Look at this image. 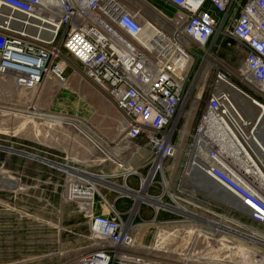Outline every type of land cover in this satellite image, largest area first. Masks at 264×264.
<instances>
[{
	"label": "built area",
	"instance_id": "2783aa9c",
	"mask_svg": "<svg viewBox=\"0 0 264 264\" xmlns=\"http://www.w3.org/2000/svg\"><path fill=\"white\" fill-rule=\"evenodd\" d=\"M161 1L174 12L168 15L154 9L159 18L155 23L118 0H0V76L10 77L14 88L34 93L49 77L64 88L65 52L78 65L73 71L78 79L116 112L120 128L116 142L123 144L121 151L137 150L141 141L148 152L142 177L122 152L102 149L111 142L96 141L88 123L71 116L77 130L86 131L89 142L102 153L101 159L121 170L122 180L138 175L140 190L125 187L129 192L141 191L145 182V199L137 202L132 196L126 219L108 203L107 214L94 213L95 196L106 204L95 184L83 169L63 165L69 170L60 169L59 200L86 221V238L95 246L60 264H196L186 258L166 261L134 250L132 219L138 205L152 206L149 201L158 198L164 206H152L155 213L158 208L171 212L174 206L161 201L164 194L176 204L178 197L168 193L161 173L166 160L174 159L179 150H184L186 166L193 164L197 173L221 184L243 214L264 226V167L259 156L264 148L253 135L260 114L250 108L242 110L240 105L242 98L252 107H264V0ZM219 38L244 54L233 80L211 46L205 47ZM209 72L213 75L207 83ZM191 118H196L194 132L182 148ZM260 139L263 142L264 136ZM229 149L235 150V158ZM193 151L201 157L191 160ZM153 185L161 187L159 195L146 192ZM152 221L161 229L184 220L156 221L153 217ZM250 233L259 241L254 246L264 250V234ZM256 252L251 246L243 248L240 259L252 254L260 259L262 255Z\"/></svg>",
	"mask_w": 264,
	"mask_h": 264
},
{
	"label": "rangeland",
	"instance_id": "374dc122",
	"mask_svg": "<svg viewBox=\"0 0 264 264\" xmlns=\"http://www.w3.org/2000/svg\"><path fill=\"white\" fill-rule=\"evenodd\" d=\"M118 1L151 21L158 18L154 9L171 15V12L166 10L158 0ZM153 22L158 23V19ZM211 42L205 47L211 46L222 64L230 71L233 80V74L243 59V52H236L235 47L231 49L225 46L220 38ZM63 57L66 60L64 74L67 79L64 88L60 87L53 78H47L41 89L34 93L14 88L10 77L0 76V160H38L26 156L34 155L73 167L100 160L103 158L102 153L89 142L87 137L75 130L76 127L73 128L67 124L74 125L71 120L73 116H79L88 123L92 128L90 133L95 136L96 141L99 138L101 141L108 139L113 146L118 140L120 128L116 112L110 109L112 121L107 122V102L74 74L73 71L78 69L77 63L65 52ZM212 75V72H209L206 77L207 83H210ZM46 86L44 92L43 89ZM244 101L243 106L248 110L249 103L245 101L247 105ZM31 113H55L62 117L65 123L30 121ZM195 124L196 118L193 120L191 118L185 128L182 148L191 142ZM83 133L89 136L86 131ZM102 149L106 151L109 147L103 144ZM193 155L194 151L191 157ZM186 158L184 150H179L174 159L166 160L165 166L174 165L165 171V177L163 175L168 193L178 197L176 204L169 203L179 212L171 209V217L168 219L184 221L170 228L161 229L155 221H152L153 218L147 223L138 221L132 231L136 244L135 252L166 261H178L191 257L196 264H248L244 262L245 258L240 259L237 247L248 249L251 246L253 252L259 251L262 255V259L259 260H263L262 264H264V250L236 234L237 231L246 234H251L252 231L264 234V226L252 221L232 203L219 200L200 188L197 189L191 183L189 168L187 169L184 163ZM55 166L60 169L59 165ZM156 180L159 181L157 177ZM10 181L9 178H0V187L4 189L3 192L25 193L24 189H7L5 184ZM10 200L9 203L0 202L6 208L0 213L4 223L0 224V264H60L73 259L78 253L92 250L95 246L86 238L88 230L81 215L69 213L64 216L56 214L50 216L51 218H41L34 216L30 210L16 209L12 205V203L27 204L28 200L24 198L17 200L15 196ZM161 201L167 202L164 199ZM126 204L128 205V202ZM65 207L71 208L70 205ZM148 210L150 209L147 206L141 205L140 213L146 218H148ZM151 211L153 212L152 209ZM184 211L189 214L185 215ZM191 215L197 218H192ZM77 216L80 218L78 219ZM165 216L169 215L162 212L159 214V218ZM224 221L225 225L234 232L210 236L209 233L215 232L216 226ZM40 227L46 228L42 234L48 235L42 241L35 237L40 234L41 230H38ZM234 243L236 248H233ZM254 254L257 255V252Z\"/></svg>",
	"mask_w": 264,
	"mask_h": 264
},
{
	"label": "crops",
	"instance_id": "0c3cea01",
	"mask_svg": "<svg viewBox=\"0 0 264 264\" xmlns=\"http://www.w3.org/2000/svg\"><path fill=\"white\" fill-rule=\"evenodd\" d=\"M166 10L169 12H174V9L166 6L161 0H158ZM156 14V12H155ZM157 15V14H156ZM159 19V18H157ZM157 19H153L152 21H157ZM47 86L43 89L46 91ZM111 106L107 103V122L112 121L111 115ZM108 140V139H106ZM107 142V141H106ZM121 142L115 143L113 146L109 145V150L112 152H122L121 156L125 159H128L129 165L136 170V172L140 176H145L146 174V166L145 159L148 157L147 150L142 146V142L138 141L137 144L139 148L137 150L128 149L121 151ZM107 147V143H105ZM57 162V161H56ZM174 165V164H172ZM170 165V166H172ZM169 165L165 166L162 169V175L165 177V171L169 169ZM79 168L83 169L86 173L85 176L89 181L95 184L97 188V192L99 195L105 200L106 204H101V200L99 196H95V203L93 205L94 213H102L107 214V203L112 205L113 208L119 213V215L126 219L128 216L130 207L133 203V199L131 197H127L123 195V191L125 187L130 188L132 190L139 189V177L137 174L131 175L127 177L125 180H122L120 175L121 170L117 168L113 163L107 160H98L96 162H92L90 164H84ZM189 167L187 166V169ZM69 170L66 166H62V170ZM189 171V170H188ZM71 172V171H70ZM11 177H7V176ZM100 175V176H99ZM0 178L11 179V183H6L5 187L10 190H23L24 194H9L5 193L0 187V202L9 203L12 197H16L17 200L19 198H24V200H28L27 204L21 203H12L13 207L21 210H30L34 216H38L41 218H51L50 216H64L67 214H72V206L70 204H65L59 200L58 192L60 186L63 181L62 171L54 166L51 162H45L40 160H29V161H13V160H0ZM158 179L160 177L158 176ZM23 181L29 182L28 184L22 183ZM13 186V187H12ZM146 192L150 195H159L160 188L158 185L149 186L146 189ZM171 197V196H170ZM162 199L167 201L166 203H172L170 198L167 195H163ZM128 202V205L126 204ZM159 201V200H158ZM11 205V204H10ZM70 205L71 208L68 209L65 206ZM141 205L147 206L150 210H148V218L144 217L140 213ZM164 206V205H161ZM161 206H153V207H161ZM151 205L147 204H139L137 207V211L134 213L132 224H137L138 221H149L151 218H155V220H164L171 217V213L161 208L157 209L155 213L154 208ZM179 207V206H178ZM175 207H171L172 210ZM2 209H6L3 206V203H0V213L3 211ZM153 210V212L151 211ZM168 214V217H160V213ZM179 212V211H178ZM155 215V216H154ZM79 219L80 217L77 216ZM84 220V219H83ZM87 227V223L83 221ZM0 224L3 223V218L0 216ZM78 224V223H77ZM40 234H37L35 237L41 239H46L48 235L42 234L46 231V228L40 227L38 228ZM88 230V228H87ZM136 251V247H135Z\"/></svg>",
	"mask_w": 264,
	"mask_h": 264
},
{
	"label": "bare ground",
	"instance_id": "6f19581e",
	"mask_svg": "<svg viewBox=\"0 0 264 264\" xmlns=\"http://www.w3.org/2000/svg\"><path fill=\"white\" fill-rule=\"evenodd\" d=\"M156 12V11H155ZM139 14V13H138ZM157 14V13H156ZM141 16V15H140ZM142 18H144L143 16H141ZM49 78H53V77H49ZM48 78V79H49ZM241 100H242V102L244 101L242 98H240ZM240 100V101H241ZM244 103H247V102H245L244 101ZM240 105H241V107H242V110L244 109L245 110V108H243V105L240 103ZM247 105H248V103H247ZM249 108L252 110V113H256V115H259L260 113H262L263 115H262V117H261V119H260V121H259V123L255 126V129L253 130V135H254V138H255V140H257L258 141V143H259V145L261 146V147H263L264 148V141L262 142L261 141V139H260V137H263L264 136V107L263 108H260V106H255V107H252L250 104H249ZM248 111V110H247ZM29 119H31L30 121H33V120H37V121H46V122H52V123H58V124H62V123H65L64 121V119L63 118H61V117H53V116H49L48 114H44V113H31V114H29ZM69 126H72L73 128H75L76 126L75 125H71L70 123H67ZM75 130H77V129H75ZM78 132H80L81 134H83L85 137H87V139H89V136H87V135H85L83 132H81V131H79V130H77ZM100 148V147H99ZM10 150V149H9ZM228 153H229V155L231 156V157H233V158H235V154H236V152H235V150L234 149H229L228 150ZM26 156H28V157H30V158H35V157H33V156H30V155H26ZM260 156V159H261V162H262V165H263V167H264V154H261V155H259ZM199 157H201V155H200V153L198 152V151H194V155L191 157L192 159H194V158H199ZM39 160V159H38ZM63 166V165H62ZM62 166H59L60 167V169H62ZM188 167H189V172H188V174L190 175V177H192L191 178V183L197 188V189H201V190H203V191H205V192H207V193H209V194H211L213 197H215V198H217V199H219V200H224V201H228V202H230V203H232L233 205H235V206H237V208H239V206L237 205V202H236V200H235V198L229 193V192H226L225 190H223V189H220V188H218V187H216V186H214V185H211V184H209V183H207L206 185L205 184H203L202 183V181H200V179H199V174L195 171V169H194V166H193V164L191 165V163L188 165ZM64 170V169H63ZM195 174V175H194ZM193 175V176H192ZM100 176V175H99ZM11 183V182H10ZM144 184H145V182H144ZM144 184L142 185V189H141V191H135V192H129L126 188L124 189V191H123V193H126V194H129V195H131V196H133L135 199H136V201L138 202L139 200H142V199H145V196H144V193H143V190H144ZM212 188H211V187ZM13 187V186H12ZM16 190V189H15ZM210 190V191H209ZM171 198H174V196H171ZM150 203H152V206H161V205H163L160 201L158 202V198H154V199H151L150 201H149ZM135 206H136V204H135ZM135 206H134V209H133V211L132 212H134L135 211ZM179 207H180V205H179ZM175 209V208H174ZM176 210V209H175ZM176 211H178V210H176ZM132 214V213H131ZM184 214L185 215H188L189 213H186V211H184ZM192 216V218H197V217H195V216H193V215H191ZM202 221H204V223H208V222H206V220H202ZM239 223V222H238ZM216 228L217 229H215L214 231L215 232H213V233H209V235L210 236H215V235H221L220 233H229V231L230 232H234V230H232V229H230L228 226H226L225 225V221L224 222H220V224H218L217 226H216ZM236 234L237 235H239V236H242V237H244L245 239H247V240H249L250 242H252V243H259V241H258V239H257V237H256V235H253L252 233L251 234H246V233H243V232H239V231H237L236 232ZM256 234H259V233H257L256 232ZM209 236V237H210ZM263 245H264V243H262ZM238 248V250L240 251V250H243L240 246H238L237 247ZM134 250H135V248H134ZM257 255H259L258 253H257ZM257 255H255V256H257ZM245 258V260H244V262L245 263H248V264H262V261L263 260H259V259H254V258H252V256L251 257H249V256H246V257H244ZM186 260H188V261H192L191 260V257H187L186 258ZM248 261H251V262H248Z\"/></svg>",
	"mask_w": 264,
	"mask_h": 264
},
{
	"label": "water",
	"instance_id": "95a60500",
	"mask_svg": "<svg viewBox=\"0 0 264 264\" xmlns=\"http://www.w3.org/2000/svg\"><path fill=\"white\" fill-rule=\"evenodd\" d=\"M262 113H260V116H259V120L257 121V124L259 123L261 117H262ZM256 124V125H257ZM199 174V179L200 181H202L203 184H211V185H214L220 189H223L225 190L226 192H228L221 184H219L217 181H215L214 179H212L211 177H209L208 175L204 174V173H198ZM211 187V186H210ZM212 188V187H211ZM210 191V190H209ZM239 209V208H238Z\"/></svg>",
	"mask_w": 264,
	"mask_h": 264
}]
</instances>
